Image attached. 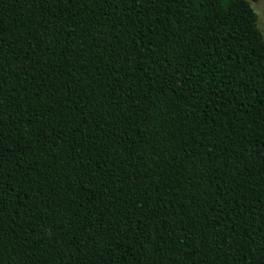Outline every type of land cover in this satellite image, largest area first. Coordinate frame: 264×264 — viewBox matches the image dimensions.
I'll use <instances>...</instances> for the list:
<instances>
[{
    "label": "trees",
    "instance_id": "16d2710c",
    "mask_svg": "<svg viewBox=\"0 0 264 264\" xmlns=\"http://www.w3.org/2000/svg\"><path fill=\"white\" fill-rule=\"evenodd\" d=\"M0 264H264L249 0H0Z\"/></svg>",
    "mask_w": 264,
    "mask_h": 264
},
{
    "label": "rangeland",
    "instance_id": "374dc122",
    "mask_svg": "<svg viewBox=\"0 0 264 264\" xmlns=\"http://www.w3.org/2000/svg\"><path fill=\"white\" fill-rule=\"evenodd\" d=\"M250 1L251 8L257 14V26L261 30L263 38H264V0H258L255 3Z\"/></svg>",
    "mask_w": 264,
    "mask_h": 264
},
{
    "label": "snow or ice",
    "instance_id": "6c2138e0",
    "mask_svg": "<svg viewBox=\"0 0 264 264\" xmlns=\"http://www.w3.org/2000/svg\"><path fill=\"white\" fill-rule=\"evenodd\" d=\"M256 2V0H253V3H255Z\"/></svg>",
    "mask_w": 264,
    "mask_h": 264
}]
</instances>
